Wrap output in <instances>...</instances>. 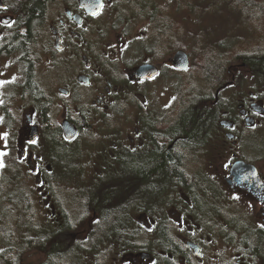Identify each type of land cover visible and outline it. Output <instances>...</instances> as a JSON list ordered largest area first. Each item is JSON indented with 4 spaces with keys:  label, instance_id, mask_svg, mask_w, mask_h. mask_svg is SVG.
I'll use <instances>...</instances> for the list:
<instances>
[{
    "label": "flooded vegetation",
    "instance_id": "flooded-vegetation-1",
    "mask_svg": "<svg viewBox=\"0 0 264 264\" xmlns=\"http://www.w3.org/2000/svg\"><path fill=\"white\" fill-rule=\"evenodd\" d=\"M9 1L0 0L1 169L2 165L4 168L9 165L6 162L10 157L7 155L10 144H17L18 159L26 158L28 168L36 170L37 191L40 197H47L45 202H50L43 178L45 172L36 168L39 157L31 148L33 144H74L85 129L94 128L87 122L84 110L75 105L77 100L89 101L97 110L89 114L92 119L99 116V120H93L100 121L101 112H112L108 107L119 96L131 93L137 104L115 116L121 123H126L124 118H128L131 131L125 140L132 147L124 150L134 157L150 153L154 144L168 143L171 147L182 139L165 137L159 122L174 109L166 110L163 105L159 110L148 102L147 91L141 88L146 82L157 79L163 70L180 74L187 73L192 67L186 47L165 43L164 38L160 40L156 34L160 31L156 20L161 17L181 30L182 22L176 13H172L176 19L168 11L150 15V31L144 43L148 52L140 60L119 66L112 62L122 61L119 55H123L133 39L120 30L105 37L102 35L104 25L100 23L105 11L117 5L115 0H47L44 20L27 50L7 45L10 30L16 26L18 17L13 6L16 0ZM11 50L12 54L21 52L22 73L16 84L11 83L10 77ZM179 50L184 51L189 60L185 69L177 68L172 62ZM29 62L30 82L47 101L46 126L36 99L27 91ZM42 63L56 69L58 74L54 78L61 76L60 81H54L53 77L52 82L48 78L44 83L41 77L42 82L39 81L33 69ZM104 72L107 73L103 75ZM193 73L198 75L196 79L206 80ZM53 81L57 86L48 96L45 88ZM202 82L205 87H201L203 92L198 96L195 111L206 112L209 116L198 139L185 147L182 154L185 157L192 149L197 153L188 165L191 170L199 168L201 175L209 181L207 187L200 188L192 182L196 175L185 167L182 168L184 182L174 185L176 189H159L158 192H163L162 202L154 199L141 204L137 195L143 189L137 185L132 198L136 196L135 204H140L131 207L135 209L133 216L127 215L130 221L125 226L120 224L119 229L115 222L107 224L102 218V210L94 205L91 216H86L89 205L83 206L85 214L76 222L70 218V212L78 207L65 208L54 201L50 205L51 219L55 223L51 231L53 241L56 246L59 241L64 242L68 248L63 245V251L76 257V264H80L81 258L83 264H264V258L256 253L249 238L250 234H257L264 241V69L251 67L242 59L231 60L224 63L221 74L212 82ZM64 122L67 131L74 132L71 139L65 137ZM50 126L58 130L56 141L48 137L41 139L44 128ZM125 127L126 124L121 126L122 130ZM165 139L168 142L165 143ZM204 139H209L208 144H202ZM135 181H140L136 174ZM112 188L106 193L114 190ZM111 200L108 198L106 202ZM162 204L165 208L160 212ZM108 207L107 202L102 208ZM124 228L129 232L126 233ZM160 233H165L163 236L169 242L166 246L160 242Z\"/></svg>",
    "mask_w": 264,
    "mask_h": 264
},
{
    "label": "rangeland",
    "instance_id": "rangeland-1",
    "mask_svg": "<svg viewBox=\"0 0 264 264\" xmlns=\"http://www.w3.org/2000/svg\"><path fill=\"white\" fill-rule=\"evenodd\" d=\"M7 1L11 2L9 0ZM252 1L257 2L256 0ZM115 3H117L116 6L105 11L101 18L102 22L100 23L104 25L102 35L105 37H110L116 31L120 30L130 40L133 39L132 42H129V48L123 55L122 53L119 55L122 61L112 62L119 66L122 64L129 65L133 61L140 60L148 52L144 43L148 37V31H150V15L168 11L172 17L175 19L177 17L182 22L181 30L176 35L180 39L178 40V45L175 47H186L191 56V69L187 73L180 74H173L169 70H163V73L153 82H146L141 86L142 89H146L147 91L148 102L158 107L159 110L163 108V105L166 107V110L176 109L177 102L182 95L186 96L194 91L197 92L198 89L203 92V89L200 88L205 86H196L202 80L200 78L196 79L198 75L193 73L194 65L201 62L203 57L208 56V54L212 56L214 54L218 55L221 48L228 47L227 52L231 51L235 47L252 43L255 38L257 40L259 39L258 43H264V36L262 37L264 35V13L262 14L263 20L257 24L254 19L243 13L244 8H242L243 11H239L226 0H115ZM186 10L188 12H185ZM172 13H176V17ZM176 23L180 24L179 21H176ZM253 27H258L260 30L253 32ZM176 28L178 29V27ZM258 32H261L262 35H258ZM136 37L138 39L134 40ZM195 45L198 46V49H196ZM12 52L13 50H11L9 59V64L12 68L10 77L11 83L16 84L17 79L22 73L20 71L22 59L19 57L21 54L19 50L14 52L15 54H12ZM27 57L29 56L27 55ZM132 58L134 59L132 60ZM235 61L237 62L238 59H235ZM109 65L110 63H108ZM36 72L38 76H35L39 78V81L44 79V81L42 80L44 83H46L48 78L52 82L54 76L58 74L56 69H51L50 65L45 63L36 65L33 73L36 74ZM106 73L104 72L103 75ZM60 77L54 78V81H60ZM54 81L49 88H45L48 96L52 95L55 91L54 89L57 85L54 86ZM205 81L202 83L205 84ZM191 84L195 85L193 86ZM12 88H14L13 85ZM138 89L136 88L137 91ZM12 102L15 103L16 101ZM136 104L131 97V93L128 96H119L108 107V110L112 112H101L102 119L95 121L99 120V116L93 118L95 119L93 120L92 115L89 113L96 109L86 99L81 101L77 100L75 105L84 110V113L88 117L87 122L92 124L95 130L89 129V131L85 129L80 137L76 139V144H66L67 151L71 152L72 157L69 165L63 161L66 159L64 155L61 156L58 154V150L56 153V150L53 151L51 148L47 149L46 146L49 147L48 144H33V147L30 146L32 147L33 153L39 157L36 168L41 170V172L47 173L43 174V178L46 181L45 187L48 192L47 194L51 197L50 202L49 200L45 202L47 197H40L37 191L38 184L35 181L36 170L28 168L26 158L20 161L18 159L17 144H10L7 151V155L10 157L6 162L9 165L5 168L2 165V169L0 168V252L4 248L3 242L6 238V236L4 237V230L7 228V225L17 230L16 228L19 226L23 227L27 222L25 205H10L4 197L6 194L10 195L11 193L17 192L19 187L24 189L25 203L29 205L28 209L32 213V218L35 216L38 226L44 232L46 229L51 231L55 227V223L50 215V213L53 214L50 210V205L54 201L59 202L58 204L65 208L66 206L78 207L77 209L73 208L75 211L70 212V218L77 222L85 214L83 212V206L86 198H89L93 194L106 195V192L113 186L116 189L118 188L120 195H124V191L129 184L132 192L131 195L133 194L136 184L132 177L135 176L132 174L123 176L126 168L122 169V164L118 159L121 152H130L125 151V148L131 149L132 147L125 140L126 134L131 131L128 128L130 123L127 117L124 118L126 123H121L120 118L115 116V114L128 111L131 105ZM12 108L17 107L12 105ZM156 113L157 115L159 114V112ZM124 124H126V127L122 130L121 126ZM98 131L104 132L97 133ZM121 132L125 133V135H122ZM44 138L45 135L43 134L41 139ZM208 141L209 139H204L202 144H208ZM205 146L207 147V145ZM196 155L197 153L193 149L188 151L185 157H183L184 167L187 171L196 175V179H193L192 182L196 183L200 188H206L209 181L201 175L202 173L199 172V168L194 166L195 168L191 170V165H188V163L191 164L194 161ZM58 160L60 163H64L62 167H60ZM14 170L18 172L16 176H14ZM176 188L169 185L166 189L174 190ZM91 206L92 204L89 205L90 210L88 209L86 216H91ZM164 208L165 205L162 204L160 212ZM128 211V215L133 216L132 214L135 209L129 208ZM25 234H27L26 231H24ZM27 236H30L31 242H29V245L25 244L23 247L20 261L22 264H43L46 259L45 252L41 251V246H34L33 238L35 236L33 233L27 234ZM63 243L59 241L58 244L64 245L65 248L66 244ZM76 260L77 258L72 256L67 260L65 259L63 263L73 262L76 264ZM79 263H84L82 258L79 260ZM0 264H2L1 260Z\"/></svg>",
    "mask_w": 264,
    "mask_h": 264
},
{
    "label": "trees",
    "instance_id": "trees-1",
    "mask_svg": "<svg viewBox=\"0 0 264 264\" xmlns=\"http://www.w3.org/2000/svg\"><path fill=\"white\" fill-rule=\"evenodd\" d=\"M43 1V2H42ZM46 1L47 0H16L13 3L14 9L18 12V17L16 19V26L10 30V37L8 38V47L18 46L23 50H27L29 46L33 43L38 26L42 23L45 17L46 11ZM230 4L236 7L239 11H243L247 16H250L258 24L259 21L263 20L262 14L264 13V0H226ZM158 17V16H157ZM156 24L160 31L156 34L159 35L160 40L163 37L165 43L169 42L170 45L175 46L180 39L177 35V28L166 18L161 17L156 20ZM253 32L255 30H260L258 27H253ZM17 31V32H16ZM251 31V29H249ZM255 35V33H253ZM258 35H262L258 32ZM264 35H262L263 37ZM259 40V39H258ZM255 38L252 43L243 44L241 47H235L233 50L227 52V48L219 51L220 53L214 54L212 56L208 54L202 58L201 62L197 63L194 67V72L203 76L209 83L217 78L223 69L224 63L228 61H233L235 59H242L247 61L251 67L264 69V43H258ZM225 51V52H224ZM210 53V52H209ZM31 63H28L27 69V91L33 95L36 99L37 106L41 112V117L44 119L43 123L46 126L48 124L46 118V108L47 101L41 92L34 88V84H31ZM195 85V84H191ZM202 84H196V86L201 87ZM201 89V88H200ZM202 93L201 90L193 92L186 96H183L178 100L176 109L163 120H160V125L164 128L165 137H181L175 146L168 147L167 144H154V149L150 153L142 154L139 157H134L131 153H122L120 156V162L122 164V169L124 171L123 176H128L132 174L140 178L139 183L135 181L136 187L141 186L143 189L138 196L137 200L142 202H147L148 200L158 199L162 202L163 192L159 189H166L173 187L176 184L184 182V172H183V154L182 150L185 147L191 145L195 140L198 139L200 132L204 129L206 124V119L209 114L203 111H195L197 99L199 94ZM190 118V119H189ZM45 138H52L57 140L58 130L54 126H50L47 129L44 128ZM165 143L168 140H164ZM47 149L51 148L53 151L58 150V154L63 156L66 160H63L69 165L72 161L71 152L67 151L66 144H48ZM55 155V154H53ZM69 158V159H68ZM59 162V160H58ZM60 167L64 163L59 162ZM14 176L18 174L16 170ZM45 174H47L45 172ZM19 177V176H18ZM131 177V176H130ZM9 179V178H8ZM17 179V178H15ZM14 179V180H15ZM12 181V180H11ZM121 181V180H120ZM119 181V182H120ZM129 182V181H127ZM19 184V183H18ZM138 185V186H137ZM120 187V185H119ZM112 191L106 193V195H95L93 194L89 198H86L84 206L94 205L102 210V218L107 224L115 222L114 224L119 229V225H126L129 222L128 209L133 205L139 206L140 203L135 204L136 196L134 198L131 195L130 184L124 191V195H120L118 188L113 187ZM117 190V191H115ZM15 192V191H14ZM24 189L19 187V190L10 195H5L6 201L10 205H25L26 207V217L27 222L23 227L16 228L17 230L11 228L7 225L4 230V248L0 252V260L2 264H22L20 261L21 251L25 244L29 245L31 242L30 236L27 234H34V246H41V251L45 252V262L43 264H68L69 262L63 263L64 260L71 258L68 252L63 251L62 244H56L53 241L52 230H44L38 226L35 216L32 218V213L29 212L28 206L24 199ZM112 198L111 201H107L110 207L103 209L102 207L107 205L106 200ZM106 213V214H104ZM17 226V225H15ZM117 229V230H118ZM125 232H129V229L124 228ZM24 231L27 234L24 235ZM103 229L101 230V233ZM165 234V233H164ZM163 233H160V242L166 246L169 242L164 237ZM100 238V237H99ZM250 243L254 245L257 254L264 258V241L257 234H250ZM101 239V238H100ZM100 239L98 241H100ZM71 261V260H70ZM71 264V263H70Z\"/></svg>",
    "mask_w": 264,
    "mask_h": 264
},
{
    "label": "water",
    "instance_id": "water-1",
    "mask_svg": "<svg viewBox=\"0 0 264 264\" xmlns=\"http://www.w3.org/2000/svg\"><path fill=\"white\" fill-rule=\"evenodd\" d=\"M172 62L177 68L185 69L188 64V59L185 52L182 50L177 51L173 56ZM63 128L67 138H72L74 136V132H67L69 129L65 125Z\"/></svg>",
    "mask_w": 264,
    "mask_h": 264
},
{
    "label": "bare ground",
    "instance_id": "bare-ground-1",
    "mask_svg": "<svg viewBox=\"0 0 264 264\" xmlns=\"http://www.w3.org/2000/svg\"><path fill=\"white\" fill-rule=\"evenodd\" d=\"M43 2V1H42ZM17 32V31H16ZM190 119V118H189Z\"/></svg>",
    "mask_w": 264,
    "mask_h": 264
}]
</instances>
